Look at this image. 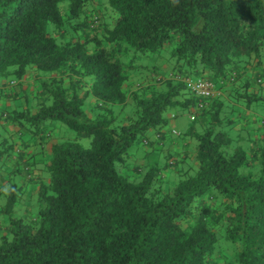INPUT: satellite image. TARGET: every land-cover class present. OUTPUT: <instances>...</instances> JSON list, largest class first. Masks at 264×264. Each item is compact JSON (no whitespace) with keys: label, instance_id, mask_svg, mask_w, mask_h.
Masks as SVG:
<instances>
[{"label":"trees","instance_id":"1","mask_svg":"<svg viewBox=\"0 0 264 264\" xmlns=\"http://www.w3.org/2000/svg\"><path fill=\"white\" fill-rule=\"evenodd\" d=\"M165 47L167 66H132ZM245 63H264V0H0V80L40 84L0 131V264H264V73L240 79ZM193 73L216 90L200 108ZM171 110L191 123L168 129L175 151Z\"/></svg>","mask_w":264,"mask_h":264},{"label":"crops","instance_id":"2","mask_svg":"<svg viewBox=\"0 0 264 264\" xmlns=\"http://www.w3.org/2000/svg\"><path fill=\"white\" fill-rule=\"evenodd\" d=\"M240 73V79L242 77L247 76H253L256 75L257 77L260 76V74L264 73V63H261L259 65L256 64H249L241 67L239 69ZM34 76L30 75V69L27 70V72L19 79H9V80H0V109L3 111L0 115V131L6 132L8 134H12L11 137L15 138V128H16V122L12 121L11 119H8L5 117L7 115V111L12 108H19L20 106H24L25 103L28 101V98L33 93L35 94V91H38V87L40 86L37 79H34V77L37 75V73H32ZM195 75V73H193ZM203 75V74H202ZM205 75V74H204ZM46 76V75H44ZM201 76V75H195L194 77ZM47 77V76H46ZM230 79V78H229ZM229 84V82H226V86ZM37 87V88H36ZM225 87V86H224ZM264 91V83L261 85ZM37 89V90H36ZM91 101V99H90ZM175 111L177 113L183 112L186 116V118L189 120L187 111ZM251 109H245L242 113L237 114V122L233 125L232 129L235 130V132H232L231 134L233 136H237L238 139H242L243 137V131L245 132L246 129H250V127L253 126L255 122V117L252 116ZM171 113H168L169 120L171 119ZM235 117V118H236ZM203 118H199L198 122L202 121ZM167 122V126L165 127L166 132L161 133V148H166L167 150L175 151L179 149L180 144H185L186 142H181L178 136L170 133L168 131L169 128H176L177 130H180L181 132L185 130L188 125L185 123L182 126L177 127L176 124L172 122ZM191 124V123H190ZM191 129H198L196 123H192ZM231 129V130H232ZM240 131V132H239ZM14 133V134H13ZM152 134H154L152 132ZM14 135V136H13ZM155 136V135H152ZM153 138V137H151ZM155 144V142H154ZM28 148L27 150L23 147H18L19 151L22 150L23 152L26 151L29 152L30 144H27ZM18 150V149H16ZM154 156H151V159H153Z\"/></svg>","mask_w":264,"mask_h":264},{"label":"rangeland","instance_id":"3","mask_svg":"<svg viewBox=\"0 0 264 264\" xmlns=\"http://www.w3.org/2000/svg\"><path fill=\"white\" fill-rule=\"evenodd\" d=\"M91 7L94 8V11L96 13L101 14V16H103V17H107L104 5L92 3ZM172 61H173V57L170 55V51L168 50V48L165 47L164 49H162L158 52H155V53L138 55L136 57V59L134 58V60L132 62L133 63L132 66H135V64H136V65L140 66L139 68H148V69L151 68L152 66H156V68L159 69V68H162L161 66H167V64H169V62H172ZM245 65H248V64L245 63ZM191 77L194 78V75L192 74ZM174 114L175 115L173 117H171L169 122L176 124L177 127L182 126L185 123L187 125L190 123V120H188L186 118V116L183 112H180V113L175 112ZM44 123L47 124V126H48V124L56 125L55 127H53V131L56 134L62 133V134H65L66 137L74 138L73 130L68 128L67 126H65L63 123L57 121L56 119L46 120ZM227 131L230 134L232 132H235V130L234 129L231 130V128L227 129ZM77 140L82 145H87L88 141H89V137H86V136L79 137V138H77ZM166 151H167L166 149L158 150L157 156L160 160H162L163 155L166 153ZM150 152H152V149L144 147L141 143H139V142L133 143L127 149L128 164H131L134 162V163H138L141 165H146L148 163V161H150V159H151ZM152 155L155 156L154 153H152ZM4 200H5V197L1 196L0 201H4ZM220 243L227 244V245H225V247H227V249L225 247H223V249L225 250L226 253H229L231 250V244L228 241H224V240L221 241Z\"/></svg>","mask_w":264,"mask_h":264},{"label":"built area","instance_id":"4","mask_svg":"<svg viewBox=\"0 0 264 264\" xmlns=\"http://www.w3.org/2000/svg\"><path fill=\"white\" fill-rule=\"evenodd\" d=\"M92 18L93 24H96L97 17L93 16ZM231 74L233 75V72ZM230 78H232V76H230ZM183 81L187 89L192 92L193 95L198 97V100L196 102V107L198 108L202 107L206 103V98L212 96L213 93L216 92L213 82L204 76H197L192 79L185 77L183 78ZM257 81H260V77L257 78ZM190 118H193V114L190 115ZM171 131L173 133H177V130L175 128H172Z\"/></svg>","mask_w":264,"mask_h":264},{"label":"clouds","instance_id":"5","mask_svg":"<svg viewBox=\"0 0 264 264\" xmlns=\"http://www.w3.org/2000/svg\"><path fill=\"white\" fill-rule=\"evenodd\" d=\"M260 77V76H259ZM258 78V77H257Z\"/></svg>","mask_w":264,"mask_h":264}]
</instances>
